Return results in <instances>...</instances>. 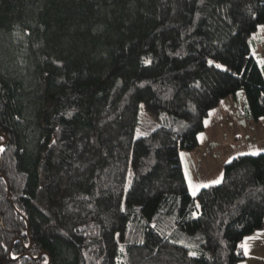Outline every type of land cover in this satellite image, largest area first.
I'll list each match as a JSON object with an SVG mask.
<instances>
[{
    "label": "trees",
    "instance_id": "trees-1",
    "mask_svg": "<svg viewBox=\"0 0 264 264\" xmlns=\"http://www.w3.org/2000/svg\"><path fill=\"white\" fill-rule=\"evenodd\" d=\"M263 25L264 0H0V264H240L264 152L195 195L180 153L228 97L264 117Z\"/></svg>",
    "mask_w": 264,
    "mask_h": 264
},
{
    "label": "crops",
    "instance_id": "crops-1",
    "mask_svg": "<svg viewBox=\"0 0 264 264\" xmlns=\"http://www.w3.org/2000/svg\"><path fill=\"white\" fill-rule=\"evenodd\" d=\"M236 102L237 96L226 98L219 104L224 103L225 106L222 111L220 110L221 113L218 112L215 116L212 126L216 130L210 133L216 135L218 141L209 143L206 140L205 143H209L207 151L203 152L205 144L204 146L198 144L196 149L189 153L192 163L187 166L186 171L183 168V171L188 188L187 176L193 181V186H196L195 193L205 187L204 185L208 186L214 184L216 180H221L224 164L234 157L252 152L250 150L253 149L257 153L264 152V117L256 122L252 121L247 116L244 106L243 118L240 110L236 108ZM189 191L193 194L190 188ZM242 243L244 259L240 264H264V228L245 237Z\"/></svg>",
    "mask_w": 264,
    "mask_h": 264
},
{
    "label": "rangeland",
    "instance_id": "rangeland-1",
    "mask_svg": "<svg viewBox=\"0 0 264 264\" xmlns=\"http://www.w3.org/2000/svg\"><path fill=\"white\" fill-rule=\"evenodd\" d=\"M250 42H251L250 43V45H251V53L254 56L256 62L259 64V66L264 65V25L258 27V30L256 31V33H254V35H252ZM243 94H244L243 92L238 93L237 102H236V108H238L240 110L239 112L242 113V117L245 118L244 112H243V108H244V106L246 107V102H245ZM228 98H233V97H228ZM230 100H232V99H230ZM224 106H225L224 103H221V105H219L218 108L216 107L217 109L212 111L204 120V130L201 133H199L198 137H197L200 146H204V144H205L203 152L208 150L207 147H208V144L210 142L212 143L213 141H216L218 139V137L216 135H213V133L210 135V133L212 132V130L213 131L216 130V128H213L212 124H213L215 116L217 115L218 112H219V114L221 113V111H222ZM159 123H160L159 120H156L151 115H149L145 111L143 106L140 105L139 120H138V125L135 128L134 137L135 138L142 137V136L148 134ZM206 140H208L209 143H205ZM254 150L255 149L250 150L252 152H248V153H245V154L254 153ZM189 153H190V151H182L180 153L182 166H183V168H185V171H186L187 166L191 165V163H192V161H191L192 157H189ZM187 179L189 181V188L193 192V187L192 186L194 185V183L191 180V178L189 180V176H187ZM242 245H243V243H242Z\"/></svg>",
    "mask_w": 264,
    "mask_h": 264
},
{
    "label": "snow or ice",
    "instance_id": "snow-or-ice-1",
    "mask_svg": "<svg viewBox=\"0 0 264 264\" xmlns=\"http://www.w3.org/2000/svg\"><path fill=\"white\" fill-rule=\"evenodd\" d=\"M145 63H150V61H145ZM209 63H211V61ZM217 66L219 67V65H217ZM0 138H2V137H0ZM0 151H3V148H0ZM252 154L256 155L258 153L254 152ZM214 183H220V180H216V181H214ZM204 186L207 187V185H204ZM192 187H193V194L195 195L196 186H192ZM197 207H199V205H197ZM242 247H243V245H242ZM191 255H195V253H191Z\"/></svg>",
    "mask_w": 264,
    "mask_h": 264
}]
</instances>
